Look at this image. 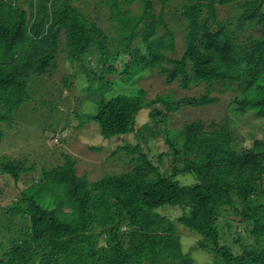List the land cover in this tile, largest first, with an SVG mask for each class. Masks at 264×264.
Returning a JSON list of instances; mask_svg holds the SVG:
<instances>
[{
    "label": "trees",
    "instance_id": "1",
    "mask_svg": "<svg viewBox=\"0 0 264 264\" xmlns=\"http://www.w3.org/2000/svg\"><path fill=\"white\" fill-rule=\"evenodd\" d=\"M238 1L184 0L179 7L186 27L184 49L169 67L165 82H177L183 90L203 84L205 91L180 99L155 95L150 101L162 106L152 109L149 117L155 134L162 132L169 150L165 154L171 153L170 170L163 173L138 145L125 144L118 148L135 153L139 162L132 171L90 181L76 174L75 160L64 154L62 164L41 169L38 182L43 186L32 183L20 190L9 208L8 222L15 215L27 222L0 240V264H182L176 225L158 211L165 206L181 208L177 220L198 235L197 246L212 254L211 264H264V139L255 140L251 147H237L231 121L212 130L191 123L195 161L184 164L177 160L183 154L180 130L168 126V114L178 111L181 104L202 107L217 102L211 95L216 83L227 89L234 85L240 91L229 106L231 115L250 110L255 117L264 116V2L244 3L233 27L226 19H218L219 6ZM72 2L0 0V141L7 125L18 121L15 113L27 101H36L29 87H42L43 76L56 65L61 44L67 57L80 56L81 60H74L80 61L88 87L97 94L110 90L115 82L98 75L96 69H102L103 62L128 54L119 72V82L127 83L154 65L158 68L160 58L176 47V35L164 19L166 13L171 20L178 17L164 11L173 0H99L111 33ZM133 4V9H140L138 13L131 9ZM156 4L160 5L158 14ZM145 93L139 88L133 95L109 99L100 95L96 113L83 114L85 119L76 128L96 122L104 139L135 131ZM1 160V171L14 180L33 168ZM186 171L194 181L182 184L177 176ZM97 196L111 208L96 224L92 201ZM224 206L250 223L251 242L235 239L241 244L238 254L218 242L217 217Z\"/></svg>",
    "mask_w": 264,
    "mask_h": 264
},
{
    "label": "rangeland",
    "instance_id": "2",
    "mask_svg": "<svg viewBox=\"0 0 264 264\" xmlns=\"http://www.w3.org/2000/svg\"><path fill=\"white\" fill-rule=\"evenodd\" d=\"M184 0H173L170 7L164 11L173 13L175 20H171L166 13L164 19L170 29L176 35V47L161 57V65H154V68L146 70L127 83L119 82V73L122 65H126L129 59L128 54L123 55L117 61L109 63L103 62L102 69L96 71L106 80L115 81L110 90H101L98 94L91 92L88 87V80L83 73L82 65H78V58H69L66 54L64 44L58 47L56 52V65L49 74H45L40 85L33 84L29 87L31 98L35 96L36 101H27L14 115L18 121L4 129V135L0 141L1 161H13L22 164L27 168H33L22 173L18 180H14L0 167V240L5 241L11 234H15L16 227L21 223H26L27 218L18 215L12 216L14 221L8 222L10 218V207L14 206V201L18 197L20 190L35 183L37 188L44 184L41 181V169H49L63 163L64 154H67L76 162V174L85 175L88 180H99L106 174L118 175L122 172L132 171L139 162L136 161L135 153H128L121 148L125 144L131 146L138 145L142 151L148 153L152 162L159 166L160 171L170 170L172 160L171 153L165 154L168 150L159 125V131L155 134V128L151 126L149 112L154 108L162 109L161 104H151L150 101L155 95L164 97L171 96L180 99L183 96H198L205 91L203 84L190 86L188 90L181 89L177 82H165V75L173 61H177L184 49V35L186 32L185 22L179 16L178 10ZM249 0H240L232 5L218 7V19H226L232 25L236 23V15L240 12L242 5ZM264 2V0H261ZM74 5L93 17V20L105 31L111 33L110 23L107 20V12L101 7L99 0H73ZM99 6V7H98ZM132 7V8H131ZM130 8L135 13L140 9L133 4ZM160 12V5L156 4L155 13ZM245 37V35H244ZM109 46H114L109 42ZM143 51V48H141ZM235 52V51H234ZM93 61L96 54H91ZM81 60V59H80ZM86 68V67H85ZM101 69V70H100ZM95 80L101 77H93ZM117 84V85H115ZM39 89L36 91V88ZM88 87V88H87ZM139 88L145 90L143 108L136 114L135 131L125 135H116L109 139H104L100 133L96 122H87L83 127L76 128L83 114H95L100 95L107 99L118 94L133 95ZM105 90V91H104ZM101 92H104L101 93ZM240 91L234 85L224 88L216 83L213 85L212 96L219 100L215 103L200 107H190L180 105L179 110L168 114L169 127L180 130V140L183 143V154L177 156V160L182 159L184 164L194 160L195 146L189 138L195 139L191 123H197L204 130L219 128L223 122L231 121V133L237 147H251L255 140L264 139V116L255 117L249 110L244 114L234 116L229 111V106L233 97L239 95ZM39 97V98H38ZM31 103V104H30ZM34 105V107H33ZM33 110L28 112V108ZM164 155L160 158V155ZM66 159V157H65ZM70 159V158H69ZM70 159V160H71ZM71 160V161H73ZM191 172L180 173L177 179L182 184H189L194 181ZM59 188L58 190H60ZM100 196L93 197V214L96 224L100 221L101 215H109V204ZM238 206V205H237ZM221 208L217 217L218 242L220 245L228 246L234 254L241 252V244L235 239L240 237L242 242H251L248 229L250 223L246 224L232 209ZM158 211L170 216L176 232L179 234L182 244L183 258L182 264H211L212 254L197 246L198 235L188 231L181 225L177 218L181 215V208L175 206H165ZM25 217H28L25 216ZM229 224L228 228L226 224ZM11 224H13L12 228ZM9 226V228H7ZM94 228H98L97 225ZM125 229V226H122ZM101 244H98L100 247Z\"/></svg>",
    "mask_w": 264,
    "mask_h": 264
}]
</instances>
